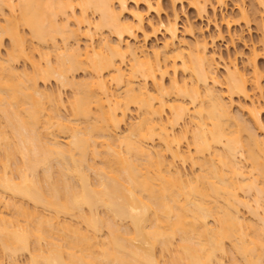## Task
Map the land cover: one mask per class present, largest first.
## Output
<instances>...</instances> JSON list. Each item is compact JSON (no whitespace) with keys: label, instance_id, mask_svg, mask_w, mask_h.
I'll return each mask as SVG.
<instances>
[{"label":"bare ground","instance_id":"bare-ground-1","mask_svg":"<svg viewBox=\"0 0 264 264\" xmlns=\"http://www.w3.org/2000/svg\"><path fill=\"white\" fill-rule=\"evenodd\" d=\"M163 1L0 0V264H264V0Z\"/></svg>","mask_w":264,"mask_h":264},{"label":"rangeland","instance_id":"rangeland-1","mask_svg":"<svg viewBox=\"0 0 264 264\" xmlns=\"http://www.w3.org/2000/svg\"><path fill=\"white\" fill-rule=\"evenodd\" d=\"M167 0H164L163 3L164 5L167 4L166 2ZM188 0H184V6L182 8V6H179V10H180V15H181V18L179 20V27H180V36L182 35H185L183 36L185 39L190 40V42H192V39L195 38V36H197L198 34H196L195 36L194 35H190V34H184L183 32V27H184V24L186 23V18L190 19L191 21H193V23L196 24V26L198 27H202L203 30H204V33L205 35L209 38L210 36L214 35V34H217V32L220 30L222 33H223V36L222 37H218L215 39V43L211 46V50H215L217 51V57H222V59L224 60H227L229 57H235L236 56V63L239 67H241L240 69H246V71L248 70L249 71V68H245V67H248L246 66L247 64L245 63L246 62V58L249 54V49H250V46L252 44H255V45H260L259 44V40L260 38L262 37V29L259 30L260 28H258V25L255 23H257L256 21L253 20V22H251L249 25H246L245 23L243 22H240L239 23H233L231 24L229 27L230 29V32L228 31V25L227 23L222 19L225 17L226 18H230V17H235L236 14L238 16V12H239V9H238V6L241 5L240 2L242 0H226L225 4L222 5L220 7V9H218L219 7L217 6L216 7V13H217V20H213V10L211 8H209V15L210 17L212 16V21H209V19L207 17H209L208 15L205 17V18H197L196 16V12H195V9L191 6H189V4L187 3ZM214 1V0H212ZM242 3H245L244 5L246 6V8H248L247 10L248 11H251L250 8H252L251 6V3H252V0H243ZM133 3H131L132 5ZM130 5V6H131ZM166 6V5H165ZM224 16V17H222ZM207 18V19H206ZM263 21V26H264V20ZM182 37V38H183ZM141 38V37H140ZM139 40H142L140 39ZM231 38H233V42L231 41ZM6 41L4 42V44L6 45L4 48H8V42H7V39H5ZM159 41L155 42V40H150L148 41V47L150 48L153 43H161L160 41L162 40V33L159 34ZM152 41V42H151ZM8 46V47H7ZM3 48V49H4ZM7 50V49H6ZM151 50V49H149ZM239 52V53H237ZM3 53H5V50H3ZM237 53V54H236ZM246 64V65H244ZM18 69H22L23 67V63L21 64L18 63ZM259 66L262 67V69H264V58L263 59H260L259 60ZM21 72V71H20ZM219 74H224V69L220 68V71H219ZM82 76H78V78H81ZM263 86H264V78H263ZM47 86V89L49 90H55V88H57L56 86H58V84L55 82V80H51L49 82V84L47 83L46 84ZM49 86L52 88H49ZM219 87H223L222 85H218ZM45 86L42 84L41 85V88L43 89ZM65 91V92H64ZM63 91V97H67L69 99L70 97V94L68 92H70V90L66 89ZM263 98L261 97V100L262 102H264V87H263V94H262ZM66 99V98H65ZM236 98V101L235 104H234V112L236 113L237 111H239V109L237 108L238 106H240L243 102ZM238 102H240L238 104ZM238 105V106H236ZM64 109V108H63ZM63 109H62V112H63ZM67 109V108H66ZM65 111V109H64ZM68 112V109L66 110ZM65 111V112H66ZM64 112V113H65ZM135 112H133V114H131L130 116L133 117L132 119L135 118L136 116V113L134 114ZM246 115V114H245ZM248 116V115H246ZM246 116H244L246 119H248ZM262 116V121L264 122V113L261 115ZM130 117L128 118V121H129ZM130 119V120H132ZM133 121V120H132ZM264 124V123H263ZM258 134H260L261 136V133H259V131H257ZM186 142H184L183 145H185ZM186 148V146H183ZM189 165L186 166L187 168V172H190V167H188ZM189 169V170H188ZM22 256V257H21ZM21 256H19V260L17 264H24L26 263V259L28 258V255L27 253L22 254Z\"/></svg>","mask_w":264,"mask_h":264}]
</instances>
